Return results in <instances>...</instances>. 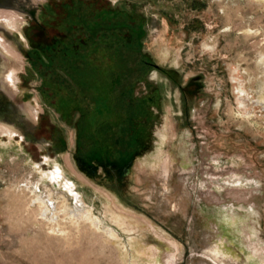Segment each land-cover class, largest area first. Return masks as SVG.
Instances as JSON below:
<instances>
[{"label":"rangeland","instance_id":"374dc122","mask_svg":"<svg viewBox=\"0 0 264 264\" xmlns=\"http://www.w3.org/2000/svg\"><path fill=\"white\" fill-rule=\"evenodd\" d=\"M107 5L18 21V86L48 144L0 135V264H264V0ZM80 160L132 163L111 188Z\"/></svg>","mask_w":264,"mask_h":264},{"label":"water","instance_id":"95a60500","mask_svg":"<svg viewBox=\"0 0 264 264\" xmlns=\"http://www.w3.org/2000/svg\"><path fill=\"white\" fill-rule=\"evenodd\" d=\"M44 1L46 0H0V10L14 12L23 19H26L27 15L36 18L39 5ZM15 31L16 29H10L0 23V38L21 56L23 38L16 36ZM14 68H19L18 62H15V59L0 47V124L13 130L14 135L46 147L48 141L33 136L37 123V111L28 101L22 100L24 89L18 86L19 78L12 83L6 78ZM128 162L126 168L129 169L132 162L131 160Z\"/></svg>","mask_w":264,"mask_h":264},{"label":"flooded vegetation","instance_id":"af4514ba","mask_svg":"<svg viewBox=\"0 0 264 264\" xmlns=\"http://www.w3.org/2000/svg\"><path fill=\"white\" fill-rule=\"evenodd\" d=\"M75 2H78L79 4L77 6H72V4ZM96 2L98 3L97 5L98 7L95 6L94 8L92 5ZM104 2L105 0H46L39 5V9L36 12L37 13L36 18H31L29 15H27L26 19L28 21L29 27L34 25L35 27L41 29L43 28L45 12L47 11L49 13H55L58 11L59 8L64 9L67 7L68 9H70V6H72L73 8H76L75 12L77 13L78 12L84 13L85 11L89 9L90 11L100 10L103 13L111 12L115 15H118L119 12L121 11L118 5H111V6L107 5L106 10H104V6H103ZM144 62L148 64L149 66H153L155 69L160 70V66H158L157 64H154L146 60ZM166 73L169 74V72H166ZM190 83H193V82L191 81ZM180 87L184 91V87L182 85H180ZM145 93H147L145 97L140 95L136 98L137 101L141 103L143 106V113H142L143 118L140 116L137 120L140 121V124L144 130L147 129L148 132H150V129L148 126L152 125L154 118L156 117L155 112L153 111V107H152L153 103H156V100H155L156 92H155V87L152 86L149 82L146 83ZM92 163L94 162L92 161ZM77 164L84 172H86L87 174H89L90 176H92L93 178L97 180H99L98 179L99 177H102L105 175V177L108 179V182L110 183L109 185L111 188L114 187L115 184L122 185L124 182V177L128 173V170H129L125 166L121 168H119V166L118 167L113 166L112 168L111 167L108 168L109 170L108 172L105 166L97 165L96 163H94L93 165H88V162L84 160L78 161ZM102 171H105V172L107 171V172L106 174L105 173L101 174Z\"/></svg>","mask_w":264,"mask_h":264},{"label":"bare ground","instance_id":"6f19581e","mask_svg":"<svg viewBox=\"0 0 264 264\" xmlns=\"http://www.w3.org/2000/svg\"><path fill=\"white\" fill-rule=\"evenodd\" d=\"M25 20V19H24ZM18 21H22L23 22V17L21 18L20 15L14 13V12H10V11H3L0 10V23H2L3 25H5L6 27L10 28V29H16ZM18 30V29H16ZM0 47L6 52L8 53L10 56H12L15 59V62H18V64H20L21 62V56L17 53H15L11 47L9 45H7L4 40H2L0 38ZM22 63V62H21ZM19 71V68H14L13 71H10L8 73V75L6 76V78H8L11 83L14 82V80H16L18 77L16 76V73ZM242 93V92H241ZM0 135H7L9 137H12L14 135V131L11 130L10 128H8L5 125H1L0 124ZM50 179L53 181V183L55 185H57V182L59 179V177H65V175L62 174L61 169L59 167L56 168V170H52L50 173ZM67 178V177H66ZM43 204V205H41ZM45 203H39V207L40 205L43 207L42 211L44 210L45 213H47L48 211H50V209H48ZM66 208L63 207L61 211L66 212L65 211ZM43 212V214H44ZM69 214V213H67ZM53 215H57V212L53 211ZM71 216L74 217H78V218H83L86 217L88 214L85 211H76V212H71L70 214Z\"/></svg>","mask_w":264,"mask_h":264}]
</instances>
